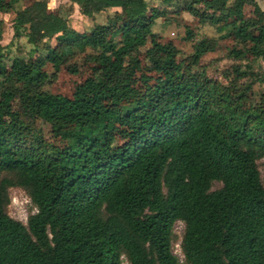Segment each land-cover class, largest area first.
I'll use <instances>...</instances> for the list:
<instances>
[{
  "label": "trees",
  "instance_id": "trees-1",
  "mask_svg": "<svg viewBox=\"0 0 264 264\" xmlns=\"http://www.w3.org/2000/svg\"><path fill=\"white\" fill-rule=\"evenodd\" d=\"M70 1L92 21L84 32L49 0H0L13 40L33 45L10 63L0 45V264H264V8ZM184 13L216 35L185 24L182 56L154 26ZM222 41L226 81L201 65ZM80 55L89 74L72 96L47 89ZM12 187L37 209L26 223L8 212Z\"/></svg>",
  "mask_w": 264,
  "mask_h": 264
},
{
  "label": "rangeland",
  "instance_id": "rangeland-1",
  "mask_svg": "<svg viewBox=\"0 0 264 264\" xmlns=\"http://www.w3.org/2000/svg\"><path fill=\"white\" fill-rule=\"evenodd\" d=\"M153 3L154 0H147ZM158 4L161 5L165 3L164 0H156ZM233 1V0H232ZM49 8L51 10L62 12L68 15L70 25L79 32H84L85 29H89V25L92 24L91 19L87 18L86 21L78 13L74 5L66 0H49ZM262 8H264V0H262ZM249 9V8H247ZM108 12H103L96 16L97 22H105L107 19ZM113 14V13H110ZM14 14H3L0 15V29L3 32L2 40H0V45L4 46L3 54L4 60L8 63L14 56H25L28 57L30 51L33 49V45L28 43L26 37L13 40L14 29H13V19ZM183 22L178 23L174 21L170 24H165L163 19H158L156 25L154 26V31L159 33L162 41H173L182 51V56L188 55L193 51V42L187 41L185 37V24H189L196 32L197 38L202 35H216L213 27L205 25L199 26L196 19L188 14L184 13ZM85 22V23H84ZM88 23V24H86ZM146 47L143 48L145 50ZM232 43L230 41H222L219 44L217 51L208 53L204 56L202 60V67L206 69L209 76L213 78H218L226 81L230 77V65L233 61L224 58L227 53L228 48ZM89 66L85 61L84 55L77 56L69 61H67L58 73L57 78L47 85V89L54 93H62L68 96H72L75 86L77 83L82 82L89 74ZM51 72L52 68L47 67ZM76 69V71H73ZM257 89H264V85H257ZM45 133L48 135L49 126H44ZM259 168L264 182V159L259 161ZM219 184L215 183L214 187H218ZM10 204L8 206L9 214L23 222H27L28 216L37 211L33 205L27 192L20 187H12L9 189ZM177 239L173 243V251L180 258L181 262H184V254L181 249V241L185 231V223L183 221H177L174 229ZM127 263V262H125Z\"/></svg>",
  "mask_w": 264,
  "mask_h": 264
},
{
  "label": "crops",
  "instance_id": "crops-1",
  "mask_svg": "<svg viewBox=\"0 0 264 264\" xmlns=\"http://www.w3.org/2000/svg\"><path fill=\"white\" fill-rule=\"evenodd\" d=\"M66 1H69V2H71L70 0H66ZM153 2V4H158V1H152ZM258 2H259V4L262 6V0H258ZM74 5V7L77 9V11H78V13L81 15V17L83 18V19H85V21H86V19H87V17H85L84 15H82L81 13H80V11H79V7H78V5L77 4H73ZM117 11H120V9L119 8H111V9H109L108 11H106V12H108L109 14L110 13H114V12H117ZM85 23V22H84ZM86 24H88V23H86ZM87 29V28H86ZM85 29V30H86Z\"/></svg>",
  "mask_w": 264,
  "mask_h": 264
}]
</instances>
